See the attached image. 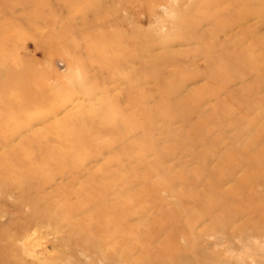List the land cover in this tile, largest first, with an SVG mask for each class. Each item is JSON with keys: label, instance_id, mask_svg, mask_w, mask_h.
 <instances>
[{"label": "rangeland", "instance_id": "1", "mask_svg": "<svg viewBox=\"0 0 264 264\" xmlns=\"http://www.w3.org/2000/svg\"><path fill=\"white\" fill-rule=\"evenodd\" d=\"M0 264H264V0H0Z\"/></svg>", "mask_w": 264, "mask_h": 264}, {"label": "bare ground", "instance_id": "2", "mask_svg": "<svg viewBox=\"0 0 264 264\" xmlns=\"http://www.w3.org/2000/svg\"><path fill=\"white\" fill-rule=\"evenodd\" d=\"M114 57H116V59H120L121 57H124V58H126L127 57V55L125 56V52H119V54L117 53ZM129 57H130V54H129ZM113 58V57H112ZM128 58V57H127ZM103 59H104V57H103ZM110 59V58H109ZM139 79H141V78H135V79H133L132 80V83H135L137 80L139 81ZM142 79H143V77H142ZM138 99L139 100H141V102H143V98H142V96H139L138 97ZM177 107L175 106V107H172V108H170L168 111L166 110V109H163L162 108V110H161V114L163 115V116H167V115H169V114H172V112L176 109ZM178 109V108H177ZM176 109V110H177ZM176 112V111H175Z\"/></svg>", "mask_w": 264, "mask_h": 264}]
</instances>
